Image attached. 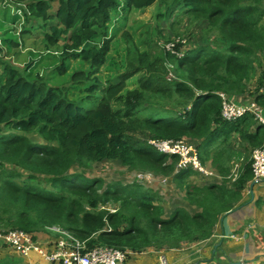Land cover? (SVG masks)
<instances>
[{
	"label": "trees",
	"instance_id": "16d2710c",
	"mask_svg": "<svg viewBox=\"0 0 264 264\" xmlns=\"http://www.w3.org/2000/svg\"><path fill=\"white\" fill-rule=\"evenodd\" d=\"M54 2L59 5L52 13ZM0 4L14 10L13 28L21 37L42 25L47 27V51L56 54L53 51L64 42L47 72L51 78L69 77L66 86L56 78L57 85L50 86L27 72L34 60L23 69L1 61L0 229L22 230L38 239L50 227L60 226L87 241L89 248L108 246L134 253L177 250L208 240L253 178L251 160L239 177L230 178L227 165L234 153L228 145L242 124L258 121L253 115L223 120L220 94L237 97L248 92L264 54V0H0ZM155 5L165 8L155 17L159 22L175 16L167 23L175 28L177 17L184 15L188 21L185 43L177 31L162 33L164 40L175 43L179 55L165 48L154 51L162 34H142L146 24L136 28L128 23L133 11ZM117 39L124 41L125 70L104 82L99 74L116 61L111 53ZM83 84L90 85L85 99L97 102L93 109L72 100V95L82 94L70 90L71 85ZM29 134L47 144L33 142ZM243 138L256 148L264 145L258 135ZM148 139L202 140L200 158L204 164L212 161L222 183L190 184L191 173H197L176 172L178 158L155 151ZM104 161L131 172L172 177L178 193L185 192L186 204L168 211L151 188L87 176Z\"/></svg>",
	"mask_w": 264,
	"mask_h": 264
},
{
	"label": "crops",
	"instance_id": "0c3cea01",
	"mask_svg": "<svg viewBox=\"0 0 264 264\" xmlns=\"http://www.w3.org/2000/svg\"><path fill=\"white\" fill-rule=\"evenodd\" d=\"M158 13H164V8L159 7ZM134 13L131 15L133 16ZM163 19L159 24L162 29L173 32L172 27L166 23H172ZM170 29V31H169ZM164 31V32H165ZM17 64V63H16ZM259 66L252 77L248 92L234 97L238 102H255L264 111V54L260 57ZM1 72V70H0ZM9 132L4 130V134ZM18 134V133H17ZM258 135V142L264 143V124L258 122L244 123L236 133L232 134L228 148L234 153L230 158V178L240 175L250 160L252 150L257 146L250 144L244 139V135ZM28 137L35 143L46 145L47 143L37 134H29ZM262 143V144H263ZM193 144L199 149L203 141H194ZM211 159V158H210ZM212 166V161L207 162ZM172 179V178H167ZM222 176L214 168V176L200 178L191 173L188 182L203 186L206 184H221ZM233 181V180H232ZM160 182L155 180L150 188L161 195L162 205L171 211L175 205L186 204L185 192L178 193L174 182L168 181L167 194ZM167 199L165 200V197ZM39 240L47 253L56 250L58 236L51 231L41 235ZM165 256L169 264H264V182H256L253 178L245 185L242 198L236 207L223 216L215 227L212 236L203 242L186 246L177 250H148L142 253L129 252L125 264H161L160 258ZM0 264H57L43 258L36 252L24 256L13 248L0 243Z\"/></svg>",
	"mask_w": 264,
	"mask_h": 264
},
{
	"label": "rangeland",
	"instance_id": "374dc122",
	"mask_svg": "<svg viewBox=\"0 0 264 264\" xmlns=\"http://www.w3.org/2000/svg\"><path fill=\"white\" fill-rule=\"evenodd\" d=\"M58 2H54L51 5V11L52 13H55L58 8ZM14 6V5H13ZM21 8V5H19ZM160 7V6H159ZM164 8V7H163ZM165 9V8H164ZM158 5H155L151 8L145 9L141 11L140 13L134 14L133 16H130L129 22H131L132 27L138 28L142 24H146L145 28L142 30V34H157V31L162 34L165 30L159 29L157 30V25L159 20H157L156 15L158 13ZM11 8L4 7L0 4V41L2 42L0 46V64L1 61L4 62H11L14 65L20 66V68H26L30 67L31 60L35 61L34 67L30 69V73L32 75V78L39 77L46 83H48L50 86L57 85L56 82H54V79L60 80L65 85L66 81H69V77L67 79H64L63 75L56 74L53 78H51L50 72H47L50 67H53L55 63L57 62L58 58L57 56L62 52V45L64 42H60L61 46L59 45V48H56L55 52L56 54H52V52L47 51L45 46V39L44 35L47 32V27L40 26L38 30L35 29H29L31 33L26 32L25 34L22 32L23 37H21L19 34H17L18 28L14 29L13 24L15 23V14ZM134 11L132 12V14ZM177 21L175 22V28H172L173 33H176L177 36L181 37H188V32H190V29H188V21H184L185 16H179L177 17ZM51 23H56V21H52ZM34 27L36 26V23L33 24ZM170 24L166 23V26H169ZM171 26V25H170ZM194 27V26H193ZM148 29L149 31L152 30V32L147 33L145 30ZM196 28H192V32H195ZM170 31V29H169ZM191 32V33H192ZM166 34V31L164 32ZM119 36V35H118ZM165 36L162 34V36H159V41L157 45H154V51L157 50H163L162 44L166 40H164ZM162 39V40H161ZM157 40V38H156ZM19 44V47L16 45ZM120 46V48H118ZM124 41L121 39L114 40L112 42V53L111 58L113 57L116 61L109 63V65H106L101 70L99 77L104 82L106 80H109L111 78H115L118 74H121L125 70V63L123 62V57L125 56L124 52ZM122 49V51L120 50ZM120 52L121 54H119ZM58 53V54H57ZM6 55V57H5ZM1 56L3 59H1ZM17 63V64H16ZM76 66H79V64H74ZM53 72V71H52ZM43 74L42 77L39 75ZM39 74V75H38ZM138 79V76L134 78V81ZM132 80L128 83V88L132 89L133 86ZM134 85V84H133ZM66 86V85H65ZM90 86V85H89ZM86 85L82 86H75L70 87V90L75 91L77 94H82L81 97H76V95H72V100L77 104L85 108L86 110L93 109L96 107L97 102L95 103L90 100L85 99L86 96V89L89 87ZM84 89V92L82 91ZM76 98V99H74ZM264 116V111H263ZM88 177L96 176L101 177L106 181H110L113 179H120L123 180L124 183H134L136 180V174L129 171L127 168L123 167L117 162H111V161H104L99 164H95L93 166L92 171H90L87 174ZM174 186V185H173ZM163 192L165 195L167 194V186H164ZM167 199V196L165 197V200ZM29 234V233H28ZM31 235V234H29ZM33 236V235H32Z\"/></svg>",
	"mask_w": 264,
	"mask_h": 264
},
{
	"label": "built area",
	"instance_id": "2783aa9c",
	"mask_svg": "<svg viewBox=\"0 0 264 264\" xmlns=\"http://www.w3.org/2000/svg\"><path fill=\"white\" fill-rule=\"evenodd\" d=\"M185 39L181 42L185 43ZM175 43L169 42L165 45L167 51L179 55L175 50ZM222 100V118L225 121H236L246 115H253L259 123L264 124L263 109L255 102L237 103L234 98L220 94ZM150 146L161 154L176 156V172L191 169L200 178H210L214 176V170L204 164L200 158L198 148L193 142L187 139L179 140H148ZM253 179L256 182H264V145L253 150L251 154ZM237 177V175H236ZM139 179H149V175H138ZM162 184L167 183V179L160 180ZM115 212V209H111ZM58 236L56 250L47 253L41 242L22 230H0V243L7 245L20 254L27 256L36 252L43 258L57 264H125L128 251L108 246L88 247L87 241L79 240L71 233L60 226L49 228ZM161 264H169L165 256L160 258Z\"/></svg>",
	"mask_w": 264,
	"mask_h": 264
},
{
	"label": "clouds",
	"instance_id": "9594fccd",
	"mask_svg": "<svg viewBox=\"0 0 264 264\" xmlns=\"http://www.w3.org/2000/svg\"><path fill=\"white\" fill-rule=\"evenodd\" d=\"M2 5V4H1ZM3 6V5H2ZM181 40H184V37H181ZM169 42H172V41H166V42H164L163 44H162V47L163 48H165V45L167 44V43H169ZM1 44H2V42L0 41V46H1ZM166 49V48H165ZM5 57H6V55H5ZM7 58V57H6ZM1 59H3V57L1 56ZM18 65V64H17ZM16 65V66H17ZM18 67H20V66H18ZM31 69V68H30ZM28 73L30 72V70L29 71H27ZM39 75V74H38ZM40 77H42L43 76V74H41L40 73V75H39ZM227 95V94H226ZM228 96H230V95H228ZM230 97H232V98H234V97H236V96H230ZM221 98V97H220ZM234 100H235V98H234ZM222 101V100H221ZM236 101V100H235ZM237 103H242V102H238V101H236ZM243 102H247V101H243ZM257 104V103H256ZM221 113H222V109H221ZM222 116V115H221ZM237 121V120H236ZM148 140H150V139H148ZM158 140H161V139H158ZM162 140H164V139H162ZM149 144V143H148ZM150 145V144H149ZM152 147V146H151ZM153 148V147H152ZM154 149V148H153ZM155 150V149H154ZM156 151V150H155ZM199 151V150H198ZM158 152V151H157ZM161 154V153H160ZM168 156V155H167ZM207 164V163H206ZM207 166H209L210 168H212L210 165H208L207 164ZM213 169V168H212ZM214 170V169H213ZM133 173H135L136 174V180L134 181V183H139V184H141V185H144L146 188H150V184L152 183V181H155V180H157V181H159L160 182V180L161 179H163V178H172V177H161V176H157V175H155V174H153L152 172H133ZM140 174H143V175H149L150 176V178L149 179H139L138 178V175H140ZM235 177V176H234ZM172 181V183H173V180L172 179H167V182L168 181ZM161 183V182H160ZM130 184H133V183H130ZM160 186H162V187H164V186H166V184H160ZM111 209H115V207L114 206H110V210ZM116 211V210H115ZM54 227V226H53ZM50 228H52V227H50ZM0 230H3V229H0ZM13 230H18V229H13ZM4 231H9V230H4ZM48 231H50L49 229H48ZM28 234V233H27ZM57 235V234H56ZM32 236V235H31ZM33 237V236H32ZM34 238V237H33ZM34 239H36V238H34Z\"/></svg>",
	"mask_w": 264,
	"mask_h": 264
},
{
	"label": "bare ground",
	"instance_id": "6f19581e",
	"mask_svg": "<svg viewBox=\"0 0 264 264\" xmlns=\"http://www.w3.org/2000/svg\"><path fill=\"white\" fill-rule=\"evenodd\" d=\"M165 155V154H164Z\"/></svg>",
	"mask_w": 264,
	"mask_h": 264
}]
</instances>
